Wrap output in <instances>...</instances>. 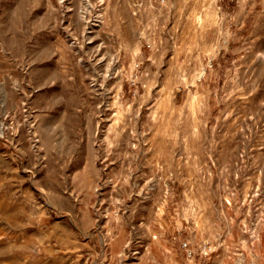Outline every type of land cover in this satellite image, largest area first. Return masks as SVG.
<instances>
[{"label": "rangeland", "instance_id": "1", "mask_svg": "<svg viewBox=\"0 0 264 264\" xmlns=\"http://www.w3.org/2000/svg\"><path fill=\"white\" fill-rule=\"evenodd\" d=\"M0 227L22 264H264V0H0Z\"/></svg>", "mask_w": 264, "mask_h": 264}, {"label": "crops", "instance_id": "2", "mask_svg": "<svg viewBox=\"0 0 264 264\" xmlns=\"http://www.w3.org/2000/svg\"><path fill=\"white\" fill-rule=\"evenodd\" d=\"M40 220H43L40 217ZM5 229L0 227V264H22L26 259L19 258V255L13 251L14 242L11 240L10 235H5L3 232Z\"/></svg>", "mask_w": 264, "mask_h": 264}, {"label": "bare ground", "instance_id": "3", "mask_svg": "<svg viewBox=\"0 0 264 264\" xmlns=\"http://www.w3.org/2000/svg\"><path fill=\"white\" fill-rule=\"evenodd\" d=\"M104 0H100V3L103 4ZM98 3V2H97ZM92 4V3H91ZM81 13V12H80ZM101 18V17H100Z\"/></svg>", "mask_w": 264, "mask_h": 264}]
</instances>
